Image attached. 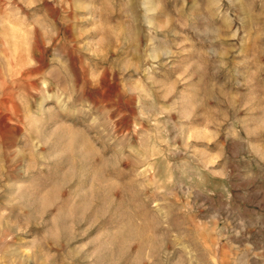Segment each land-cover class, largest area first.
<instances>
[{"label": "rangeland", "instance_id": "1", "mask_svg": "<svg viewBox=\"0 0 264 264\" xmlns=\"http://www.w3.org/2000/svg\"><path fill=\"white\" fill-rule=\"evenodd\" d=\"M7 13L0 264H264V0Z\"/></svg>", "mask_w": 264, "mask_h": 264}, {"label": "bare ground", "instance_id": "2", "mask_svg": "<svg viewBox=\"0 0 264 264\" xmlns=\"http://www.w3.org/2000/svg\"><path fill=\"white\" fill-rule=\"evenodd\" d=\"M23 36V29L15 24L14 18L10 14L7 13L2 17L0 20V55H4L8 74H13L16 69H22L20 68L22 64L19 65V60L16 59V56L18 55L19 44ZM3 76V67L0 64V80L3 79Z\"/></svg>", "mask_w": 264, "mask_h": 264}]
</instances>
